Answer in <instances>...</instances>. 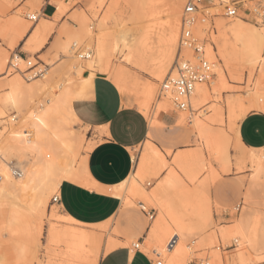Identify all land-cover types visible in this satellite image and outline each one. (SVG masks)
<instances>
[{
    "label": "bare ground",
    "instance_id": "1",
    "mask_svg": "<svg viewBox=\"0 0 264 264\" xmlns=\"http://www.w3.org/2000/svg\"><path fill=\"white\" fill-rule=\"evenodd\" d=\"M54 1H60L65 6L58 13V16H60L66 10L68 3L66 0H52V2ZM105 1L100 0L99 4H105ZM146 1L138 0L134 21L130 22L131 24L133 22V24L127 26L122 20L115 17L121 3L120 0H112L100 26L102 28L107 19L113 17L117 26V34L115 40H113L114 48L112 50L108 48H111L112 43L108 41L105 34L100 35L98 40L99 65L94 64L93 60L71 64V66L69 65L68 76L58 79L60 80L59 82H57L58 80L55 81L57 83L55 85L48 83L49 86L50 84L53 85L51 87H47L45 80L26 85L19 74H15L11 81L4 84L8 85L9 88L4 98L1 99L2 104L10 106L7 101L11 97L19 109L22 119L17 123H14L12 119L7 121V123L0 121V200L13 199L35 212L40 219V234L43 232L42 221L49 206L50 196L52 193H59V187L65 180H70L104 193L126 197L130 203L134 202V200L144 201V203L154 202L160 207L164 215L158 221H152L148 236L141 245H145L152 255L158 253L162 258L164 257L165 264H187L189 255L192 252L190 238L200 235L204 231L205 226L214 224L212 221L214 219L213 205L210 196H208V185L220 173H228L233 167L230 138L227 136V131L225 129L216 130L213 126L216 123L221 125L224 122L225 112L224 104L222 105V103H225L229 118L234 125L238 110L246 111L248 108L261 107V102L264 101V65H260L255 61L251 64L249 63L248 44L255 43L258 45L259 42V37L254 35L256 25L246 21H239L238 17L230 18L231 20L229 21L224 19L222 17L224 0H213V6L209 8L217 10L213 14L217 16V25L213 20V31L207 32L209 26L199 20L193 25L194 38L204 42V55L210 63L212 77L207 82L196 84L190 96L191 107L187 110H180V115L182 112L191 114L186 115V118H188L196 133L197 148L192 151L182 150L175 158L177 167L182 169L189 179L185 180L179 175L177 169L173 168L153 193H147L134 179L132 184L128 186L127 184L134 177L133 174L118 186L100 187L91 179L87 172L88 153L83 155L84 157L82 156V160L80 159V167L76 166L79 169L74 168L75 161H77L76 159L83 147L82 132L77 127L80 121L74 113V108L78 99L89 97L88 91L94 77L92 72L97 71L98 73L109 75L111 81L127 101L132 96H135L140 110L145 115L149 112L155 87L147 84L140 89L138 82L131 80L127 73L128 71L112 66L111 57L114 54L121 55L128 50L131 59L135 60V64L142 69L150 71L155 78L162 79L167 71L169 75L176 76V70L174 66L170 67V64L179 45L181 4L178 0H168V20H166L165 26L162 24V29L160 28L161 30L159 31L158 29L157 31L152 25H140V22L148 17L145 6ZM2 2L3 0H0V3ZM41 3V0H27L23 9L6 23L0 24V34L11 38L10 49L15 48L29 30L31 22L24 20V16L34 15L38 17ZM151 10V13L155 11ZM232 21H237V23ZM240 23L243 24L242 27H238ZM53 29L52 24L47 21H41L34 32L27 38L26 49L32 52L41 50L47 43ZM129 35H134V44L128 39ZM155 36L157 38L160 37L161 41L159 42L162 43L164 48L158 55L151 50ZM83 54H90L89 56H91L90 52L82 53L81 58H83ZM7 58L6 52L0 51V72L4 71ZM155 59L158 60L154 61ZM16 60L17 62H11V64L21 73L23 70L20 69L21 67L19 68L18 64L24 63L26 60L20 56ZM234 61H241L245 64L249 70L251 84H249V91L246 92L248 95L244 97L232 96L227 99L224 97V93L230 91L229 74L234 73V69L231 68ZM7 72H9L8 69ZM86 73H89L88 76ZM61 85H63V92L60 91ZM173 98V89L164 92L156 101L158 111L168 112L173 105L176 108ZM27 99H30V101H27ZM41 104H44L50 110L48 117L45 118L46 123L49 124L48 129L36 124L29 114L30 111L39 113ZM204 106L205 108L203 109ZM212 109L215 113L213 118L207 115ZM4 111L0 104V113H5ZM53 117L55 118L54 123ZM179 121L183 122V118L181 117ZM37 127L40 128L39 139L35 135ZM5 129L8 131L7 135L3 134ZM23 130L33 133L31 142L26 140L23 135H19ZM13 132L18 133V135L13 136ZM56 137L59 139H56ZM209 146L212 147L213 152L218 154L219 170L209 163V175L200 181L201 166L198 163L197 153H199V159L202 160L204 158L203 149ZM152 149L154 150L150 153H153L159 159L160 165H162L164 157H160L161 153L159 154L157 148ZM260 154H264L262 150L258 152L249 151L251 173L248 178L245 198L247 200L251 199L248 201H252L258 195L264 205V173L261 170V161L264 160V155ZM25 167L27 168L26 172ZM4 173H7V179L3 178L2 174ZM21 175L24 177L23 180H20ZM185 181L196 184L195 190L191 193L190 199H192V202L191 209H189L192 211H190V218H193L196 227L191 225L190 221H186L184 215L175 214L172 211L171 200L177 199L176 196L185 190V184L189 186ZM194 184L193 187L195 186ZM25 185H27V189H25ZM172 197L176 198L172 199ZM184 197L181 199L183 200ZM128 201L127 203H129ZM240 216L245 218L244 239L239 240V244H237L236 237L240 231L238 224ZM240 216L229 223L218 225L217 228H213L211 233L205 234L208 239H206L207 242L209 241L208 243H211V246L213 244V264H225V257H232L236 264H253L254 261L256 263L264 261V214L260 211L245 210ZM62 217L65 220L63 222L66 224L61 225L60 221L58 222L59 224H50L48 227V240L52 245H57L61 248V251L57 252L56 255L61 257L63 260L62 264H87L91 252L98 251L101 242L100 238L95 233L78 227L79 225L75 226L79 221L69 215H62ZM168 218L171 219L176 229L172 228L167 221ZM173 236H178L177 244L174 248L168 250L167 244ZM201 237V239L204 238V233ZM112 238L107 244L104 253L116 247L117 239L113 236ZM203 241L200 239L198 241L197 239L198 243ZM125 243L123 242L122 244ZM192 243L194 244L195 240H192ZM221 246L225 248L232 246L231 256L228 254L229 251H223ZM217 247L218 249H215ZM250 247L255 248L258 252L254 258L248 255L247 251H250ZM206 258L209 257L207 256ZM203 259L205 258L201 260ZM91 261L93 264L99 263L96 258Z\"/></svg>",
    "mask_w": 264,
    "mask_h": 264
},
{
    "label": "rangeland",
    "instance_id": "2",
    "mask_svg": "<svg viewBox=\"0 0 264 264\" xmlns=\"http://www.w3.org/2000/svg\"><path fill=\"white\" fill-rule=\"evenodd\" d=\"M178 1L181 4V32V20L185 0ZM41 2L40 14L37 17L38 22L31 20L29 15L24 16V20L30 21L31 25L25 36L18 42L15 48L10 49L11 38L9 36H2L0 34V51L6 52V55L8 56V58L6 59L4 71L0 72V102L1 99L4 98L9 88L8 85L4 84H7L9 81H11L12 77L15 74H19L26 85L45 80L44 82L47 83V87H51L57 84L55 81H57L58 79L68 76V70L70 69L69 65L71 66V64H75L76 62L84 63L86 60H93L94 64L99 65L100 58L98 56V40L101 34L104 33L108 38V41L112 43L111 48L108 47L109 50H112L114 48L113 40H115V36L117 34L115 19L113 17L109 18L107 19L106 23L102 25V28L100 26L106 15L107 8L112 0H106L104 2L105 4H99L100 0H66V2L68 3L66 10L60 16H58V13L65 6L60 1H54L57 4V9H55L56 11L51 19H47L42 14L44 0H41ZM120 2L121 3L119 4V8L117 10L118 12L116 11L115 17L119 20H122L127 26H131L133 22L132 24L130 22L134 21L133 18L135 17L138 0H120ZM167 2L168 0H147L145 6L147 8L148 17L146 19H143L140 22V25H152L157 29V31L158 29L160 31L163 25L167 22L166 20H168ZM256 2L257 1L249 2V4L255 5ZM26 3L27 0L22 3L20 2V0H3V2L0 3V24L6 23L12 17H14L16 13H18L25 7ZM154 4L156 5L154 6ZM91 7L93 8L91 9ZM151 9L155 10L156 13ZM150 10L153 11V13H151ZM207 11H210L212 14L217 12V10L215 9H209ZM222 12V17L224 19L228 21L231 20L230 18L224 16V10H222ZM216 17L217 16L213 15V20L217 25ZM248 18L251 19L252 17ZM41 21H47L48 23L52 24L54 27L53 32L49 36L47 43L41 50L35 52H32L30 50L28 51L25 44L26 40L34 32ZM245 21L248 23L247 20ZM158 39H160V37H154L152 43L153 47L151 49L152 52H154L156 55H158L159 52L163 51L164 49L162 43L159 42L161 41V39ZM178 49L179 45L174 54L173 61L171 62L170 67L174 64ZM88 52L91 53V56H89L88 58H81L82 53ZM18 56L23 57L26 60V62L18 64L19 68L21 67L20 69L23 70L21 73L11 64V62H17L16 58ZM125 56H129L130 59L125 60ZM110 60L113 67L123 68L125 69V71H128L127 73L129 77L131 78V80L138 82L140 89L144 87L143 85L147 84H151L155 87V93L149 108V112L146 114L149 120L148 136L145 143L137 148L140 149L142 147L143 150L140 152L134 151L135 164L132 171L134 177L127 184L128 186H130L134 179L137 181V183L140 184V186L144 188L147 193H153L173 169L170 168L167 173H164V166L170 163L168 157L164 155V153H174V155L172 156V160L175 161L176 155L180 151H192L197 148V143L194 138L192 127L189 125L190 121L188 120V118H186V115L188 116L191 114L189 112H187L186 114L182 112V122L179 121L180 110H177V107V109L173 107L174 105L171 106V109L168 112L158 111L156 101L159 98L158 95L161 84L169 74L168 71L165 73L162 79L155 78L150 71L142 69L135 64V60L131 59L130 52L128 50L123 52L121 55L114 54V56H112ZM157 60L158 59H155L154 61ZM29 62H31L32 68H30ZM231 68L234 69V71L232 70L234 73L231 75L229 74L230 91L225 92L224 97L227 99L232 96L244 97L245 93L250 89L249 84H251L249 78V70L241 61H234ZM7 69L9 70V72H7ZM31 69H34V71L29 72ZM38 71L41 72V75L33 78L32 74ZM92 73L95 76L98 72L93 71ZM106 76L109 78V75ZM59 81L60 80H58L57 82ZM48 83H52L53 85L50 84L49 86ZM27 101H30V99H27ZM136 101L137 100L135 96H132L129 100V103L135 104L139 107L138 102ZM0 104L5 110V113H0V121H5L7 123V121H10L11 116L15 114V110L11 106H5L4 104H2V102ZM222 105L224 106L223 108L225 112L224 122L221 125L219 123H216L213 126L216 130H226L227 127L234 126V123L229 118L228 112L225 108V103H222ZM194 107L193 109H195ZM204 108L205 106L203 107V109ZM207 115L213 118V116H215L213 109L208 112ZM229 121H231V123H229ZM77 127L81 130L83 136V147L76 159L77 161H75L74 164V168L79 169L77 167H80L81 160L83 159L82 156L86 155L96 142L93 139L89 138L92 136L90 129L89 127L87 128L82 121L77 124ZM152 148H157L159 154H162H160V157H164L162 165H160L161 163L159 159H157V157L155 158L150 153L152 152V150H154ZM244 148L245 147L237 148L230 145V152L233 161V172L220 173L219 176L208 185V196H210L213 204L212 211L214 219L212 221L214 224H209L208 226L210 227L205 226L204 231L200 235H198L197 237L195 236V238H190L189 241L192 246V252L191 255H189L187 264H190L192 261L198 263L202 258H206L207 256L210 258V264H213V244L211 246V243L209 244V241L207 242L208 239L205 236V234L211 233L213 228H217V226L220 224L229 223L235 220L245 210L260 211L264 214V205L258 195H256L252 201H248L251 199L247 200L245 198L246 188H237L239 178H244L245 182H247L248 174L251 170L249 152ZM137 157H140V159L144 163L138 164ZM164 163L165 165L163 166ZM209 163L211 166L213 165L214 167H216V169L219 170V166L211 163V158L209 159ZM199 180L201 181L200 176ZM186 183H188L189 186L185 184L186 188L182 191V193L179 194L180 196L177 195V199L175 200L173 198L176 197H172V211L175 212V214L184 215V219L186 221H190L191 225L195 226V221L193 220V218H190V214L192 211L189 209H191L192 202V199H190L191 193L195 190L196 184L188 181ZM193 184L195 185L194 187ZM56 194L58 193H52L50 196L49 206L42 221V234L39 233L40 219L35 212L31 211L26 206H23L21 203L13 199L0 200V264L63 263L61 257L56 255L57 252L61 251V248L57 245H52L48 240V227L50 226V224L58 223L59 221L61 225L66 224L63 222L64 218L62 217L59 207L56 204L52 203V198ZM182 197H184V201L181 199ZM127 201L128 199L126 197H122V209H120L118 214L112 217V219L107 223L93 226L84 225L80 222L75 224V226L79 225L78 227L87 229L95 233L101 240L98 251L91 252L87 264H93L91 260H93L94 258H96L97 261L100 260L101 256L106 251L107 244L113 239L112 236L117 239V245L122 244L121 241L126 240H129V242L135 240L136 243L139 242V239H141L142 241L145 240L146 237L144 236V233H148V230L150 228L149 225H151L152 221L156 222L164 215L160 207L157 206V204H155L154 202L144 203V201L142 200V202L134 200V202L130 203L128 201L129 203H127ZM150 215H154L153 219H151ZM169 220L170 219L168 218L167 221L169 222ZM170 225L173 229H176V227L172 223H170ZM6 231L9 233V235L7 236L4 235ZM203 233V239H205V241L201 239ZM118 236H124L125 239L121 240ZM197 239L198 241L200 239L203 242H200V244L197 242ZM192 240H195V243L197 242L196 245L195 243H192ZM140 247L153 259H157L154 254L152 255L151 252L146 249L145 245H141ZM221 248L225 252L229 251L228 254L231 256V250L233 249L232 246L228 248L221 246ZM215 249H218V247ZM247 252L248 255H250L252 258H254L256 253H258L255 248L252 247H250V251ZM225 258V264H236L232 257ZM163 262L165 264V258L163 259ZM253 264L259 263H256V261H254Z\"/></svg>",
    "mask_w": 264,
    "mask_h": 264
},
{
    "label": "crops",
    "instance_id": "3",
    "mask_svg": "<svg viewBox=\"0 0 264 264\" xmlns=\"http://www.w3.org/2000/svg\"><path fill=\"white\" fill-rule=\"evenodd\" d=\"M55 9H57V4L51 0L43 7L42 14L47 19H51ZM88 74L86 73L87 76ZM108 83L109 78L106 75L96 73L92 79L91 87L98 89L102 84ZM111 88L114 93L110 104L100 102L98 95L94 94L91 99L89 97L78 99L74 108V113L79 121H82L87 128L89 127L92 134L89 138L96 142L87 154L86 168L91 179L100 187L118 186L132 174L135 164L134 151H132L130 143L123 141H133L135 147L139 148L145 143L149 132L147 116L138 106L129 103L112 81ZM189 125L192 127L195 138V129L191 124ZM247 127V135L243 139L244 149L248 152L262 150L264 153V146L261 144L264 141V133L261 131L264 127V118H261L259 113L255 114L248 121ZM134 129L137 135L142 134L144 138L137 139V136L132 134ZM151 154L155 157L153 153ZM261 162V170L264 173V160ZM231 172H233V167L228 173ZM250 173L251 170L248 178ZM248 178L247 182L244 178H239L237 188L245 187L247 192ZM58 196L59 201L56 205L61 214L69 215L84 225L93 226L107 223L122 209V197L104 193L70 180L62 182ZM126 241L129 242V240ZM126 241L121 242L125 243ZM139 241L144 242L141 239ZM124 251L125 249L116 247L104 253L98 264H102V262L111 264L110 257L120 260ZM130 259L136 264H155V260L142 249L139 252H134Z\"/></svg>",
    "mask_w": 264,
    "mask_h": 264
},
{
    "label": "snow or ice",
    "instance_id": "4",
    "mask_svg": "<svg viewBox=\"0 0 264 264\" xmlns=\"http://www.w3.org/2000/svg\"><path fill=\"white\" fill-rule=\"evenodd\" d=\"M224 3H227V0H224ZM196 7L198 8L199 6L197 5ZM238 7L247 9L246 5H238ZM259 7L264 8V0H260ZM188 10L189 9L186 6V11H188ZM228 15L233 16V17L238 16L239 21L247 20L248 23L256 25L254 35L259 37V42H258V45L255 43L248 44L249 57H250L249 63L251 64L253 61H255L260 65H264V12H257L256 15L260 17L259 19H256L255 17H252L251 19H249L248 17H246L244 15H238L236 12L232 11L231 6H229ZM31 18L34 21L38 22V19L36 16H32ZM232 22L237 23V21H232ZM242 26H243L242 23L238 24V27H242ZM128 39L131 40L133 42V44L135 43L134 35H129ZM126 43H127V41H126ZM124 59L128 60V59H130V57L125 56ZM60 91L63 92V85L60 86ZM113 93H114V90L111 88V79L110 78H109L108 84H102L98 89H92L91 87H89V91H88V95H89L90 99L95 94V95H98L100 102L105 103V104L111 103ZM245 95H248V93H245ZM7 102L15 110V114L11 116L12 121L14 123L19 122V120L22 119V117L19 114V109L17 108L15 101L11 97H9ZM49 103H51V101H49ZM49 111L50 110L44 104H41L39 113H37L35 111H30L29 114L31 115L32 119L36 122V124H38L39 126H42L45 129H48L49 124L46 123L45 118L48 117ZM257 113H259V116L261 118H264V101L261 102V107H259V108H248L246 111L245 110H238V114L235 117V125L232 127H227V129H226L227 130V136L230 138L229 143L231 146H235L237 148H243L244 147L243 139L247 135L248 121L250 119H252L255 116V114H257ZM54 122H55V118L53 117V123ZM229 123H231V121H229ZM34 127H35V125H34ZM261 131H262V133H264V127H262ZM39 132H40V128L37 127L36 133H35V135L37 136V139H39ZM3 134L4 135L8 134L7 129H5ZM132 134L136 135L137 139H143L144 138L142 134L137 135V132L135 129L133 130ZM12 135L13 136L18 135V133L13 132ZM19 135H23L26 140L31 142L33 133H29V132H27V130H23L21 133H19ZM221 135H223V134H221ZM56 139H59V138L56 137ZM123 142L124 143H130L132 145V151L140 152L143 150L142 147L140 149H137L135 147V143L133 141L125 140ZM261 144H262V146H264V141H262ZM203 151H204V158L202 160L199 159V153H197L198 163L201 166L200 167V178H201V180L205 179L209 175V172H210L209 159L210 158H211L212 164H216L217 166H219L217 154L213 152V149L211 146L205 147L203 149ZM164 155H166L168 157V160L170 162L164 166V169H163L164 173H167L170 168H176L179 175L182 176L185 180H188L189 179L188 175L182 169L177 167L176 161L172 160V156L174 155V153L170 154V153L165 152ZM260 155H264V154H260ZM137 163L138 164L143 163V161L140 159V157H137ZM22 167H23V165H22ZM26 171H27V168L25 167V172ZM2 175H3L4 179L8 178L7 173H4ZM23 178H24L23 175H21L20 180H23ZM62 179H63V177H62ZM24 187H25V189H27V185H25ZM169 223H172L171 219L169 220ZM238 224H239L240 231L237 233V237H236L237 244H239V240L244 239L243 229L245 227V218L243 216H240ZM149 227H151V225H149ZM4 235L7 236V235H9V233L6 231L4 233ZM144 236L147 237L148 233L145 232ZM119 239L123 240V239H125V237L120 236ZM116 247L125 249V251L123 253L122 259H120V260H116V259L110 257L111 264H136L135 261L130 259V257L133 255L134 252L141 251L139 244H137L135 240H133L129 243H125V244H118V245H116ZM102 264H107V262H102ZM157 264H164V262L162 260H160L157 262ZM262 264H264V261H262Z\"/></svg>",
    "mask_w": 264,
    "mask_h": 264
},
{
    "label": "built area",
    "instance_id": "5",
    "mask_svg": "<svg viewBox=\"0 0 264 264\" xmlns=\"http://www.w3.org/2000/svg\"><path fill=\"white\" fill-rule=\"evenodd\" d=\"M25 0H20L24 2ZM257 1L255 5H249V2ZM50 3V0H44V5ZM260 0H228L227 3L223 5L224 16L228 18H235L228 15L229 6L231 10L236 12L238 15H244L246 17H255L257 12H264V8L259 7ZM199 6L198 8L196 6ZM238 5H246L247 9L238 7ZM186 6L189 9L186 11ZM211 6H213V0H185V4L182 12L181 20V32L179 38V49L176 54L174 61V69L176 70V76L167 75L161 84L159 91V97L164 92L169 91L170 89L174 90V104L179 110H187L190 106V96L194 91L196 84L200 82H207L211 79V66L207 58L205 57L204 42H200L194 38L193 25L196 21H201L206 23L209 27L207 32L213 31V14L210 11H207ZM42 7V11H43ZM34 16V15H33ZM30 16V19L33 20ZM238 17V16H237ZM90 54H83V58H87ZM30 68H32V65ZM34 69H31L29 72H33ZM41 75V72H34L32 74L33 78ZM59 201L58 194L54 195L52 198V203L56 204ZM153 219L154 215H150ZM178 236H173L168 244L167 249L171 250L177 244ZM137 244L141 246L139 241ZM141 249V247H140ZM157 259L155 264L158 261L162 260L160 254H155ZM190 264H210V259L205 258L200 262L192 261Z\"/></svg>",
    "mask_w": 264,
    "mask_h": 264
}]
</instances>
